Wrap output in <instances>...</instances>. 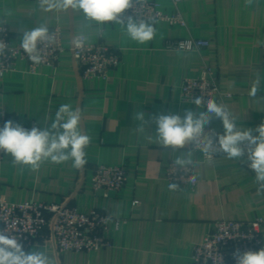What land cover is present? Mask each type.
I'll return each mask as SVG.
<instances>
[{"label": "crops", "instance_id": "1", "mask_svg": "<svg viewBox=\"0 0 264 264\" xmlns=\"http://www.w3.org/2000/svg\"><path fill=\"white\" fill-rule=\"evenodd\" d=\"M153 1L168 14L175 13L171 0ZM50 3L54 0H0V23L6 22L15 35L41 24L49 31L59 26L65 45L81 34L90 44L111 47L122 63L103 82L83 81L69 49L56 69L42 67L36 75L18 62L13 72L0 77V112L9 120H33L43 128L50 126L62 104L79 108L80 129L91 138L84 149V177L104 164L127 165L130 178L118 193H94L78 185L81 169L71 160L45 161L33 170L8 156L0 165V196L7 201L57 202L85 212L98 210L120 221L119 227L110 223L111 246L99 252L60 255L54 243L44 239L24 250L44 251L56 264H191L194 246L214 222L264 219V193L257 191L255 172L226 155L201 162L191 143L176 150L164 148L156 140L153 122L159 114L206 110L181 103L179 90L184 79L199 76L205 58L216 69L221 88L233 95L229 109L236 126L258 135L256 129L264 124V0H182L179 11L186 28L160 22L154 25V38L144 44L128 38L121 25H100L85 19L81 10ZM190 38L209 41V49L197 53L165 48L167 40ZM258 80L253 97L250 90ZM140 111L146 125L136 119ZM208 126L224 132L215 116ZM189 151L196 189L169 190L166 167Z\"/></svg>", "mask_w": 264, "mask_h": 264}, {"label": "built area", "instance_id": "2", "mask_svg": "<svg viewBox=\"0 0 264 264\" xmlns=\"http://www.w3.org/2000/svg\"><path fill=\"white\" fill-rule=\"evenodd\" d=\"M175 9L174 14H168L157 1L134 0L132 8L125 10L122 15L142 18L153 25L166 22L170 27L186 28V22L179 11L182 0H171ZM105 26L120 25L115 22H105ZM54 42H44L40 48L41 62L33 63L28 55L20 48L22 35L11 32L6 22L0 23V42L5 45V53L0 56V77L13 72L18 62H24L31 75H36L42 67L56 69L59 65L61 55L69 49L80 77L83 81L101 80L107 82L110 73L120 67L122 60L119 54L105 44H90L83 35H74L70 45H65L62 31L59 26L49 31ZM74 41H82L77 46ZM183 45V46H182ZM210 47V42L203 39L190 38L185 40H167L165 48L176 52L203 53ZM264 65V47H263ZM197 77H188L180 84V101L183 104L196 105L194 99L202 97L204 101L214 99L218 104H223L230 112L229 105L233 95L221 88L218 74L208 60L203 58ZM205 108L202 103L199 105ZM0 127L8 121V115L1 111ZM21 124L26 129L33 126L39 127L36 121L12 120ZM215 132L220 134L214 126H206L204 135ZM191 151L195 153L201 162H212L218 157L226 155L216 150L211 155H206L194 143H191ZM10 154L0 152V165ZM236 163L243 164L248 170L247 151L240 158H233ZM130 169L127 165H104L97 164L91 171L89 177H84L83 184L94 193L104 191L106 193L120 192L130 178ZM166 179L169 184L175 183L177 189H189L194 191L198 185L191 182L190 177L195 175V165L181 168L171 162L165 170ZM53 231H52V222ZM110 223L119 227L120 221L113 220L98 210L88 212L61 205L57 202L42 203L30 199L23 203H12L0 196V230L13 236L24 249H31L39 241L44 239L54 241L57 254L66 252L89 253L99 252L111 246L109 233ZM264 219H257L249 223L220 220L214 222L203 241L193 248L190 258L191 264H236L234 252L237 250L259 251L263 246Z\"/></svg>", "mask_w": 264, "mask_h": 264}, {"label": "clouds", "instance_id": "3", "mask_svg": "<svg viewBox=\"0 0 264 264\" xmlns=\"http://www.w3.org/2000/svg\"><path fill=\"white\" fill-rule=\"evenodd\" d=\"M134 0H54L49 7L62 9L81 10L85 19L95 21L97 24L115 22L120 24L125 35L132 41L144 44L151 41L156 33L153 23L142 18L122 15L125 10L132 8ZM54 42L49 28L45 24L28 30H22L20 48L36 64L41 62L40 44ZM77 46L82 41H74ZM183 46V45H182ZM5 53V45L0 42V56ZM259 88V80L250 90V95L255 97ZM199 106L202 103L205 111L193 112L188 110L183 116L178 114H159L153 117L157 125L155 137L164 148L173 150L183 148L188 143H194L206 155H211L219 150L230 159L240 158L247 151L249 168L255 172V181L258 184V193H264V124H261L253 135L252 130H240L229 110L218 104L214 99L203 100L202 97L194 99ZM2 115V113H0ZM213 116L222 121L224 132H215L204 135L206 126L210 125ZM136 119L146 125L145 114L140 111ZM81 110H73L70 105L62 104L56 111L55 118L50 126L26 129L21 124L12 120L5 121L0 127V152L10 154L14 163L30 166L36 170L41 163L50 161L61 164L71 160L72 166L81 169L87 160L84 149L90 143V136L80 129ZM141 132L144 128L139 129ZM192 153L175 159L174 163L181 168L193 164ZM191 182L196 181V176L190 177ZM169 190H176L178 185L169 184ZM236 264H264V248L259 251L237 250L234 252ZM0 264H56L55 259L44 251H25L23 244L16 238L0 230Z\"/></svg>", "mask_w": 264, "mask_h": 264}, {"label": "water", "instance_id": "4", "mask_svg": "<svg viewBox=\"0 0 264 264\" xmlns=\"http://www.w3.org/2000/svg\"><path fill=\"white\" fill-rule=\"evenodd\" d=\"M83 180H84V173H83V167H82V168H81V179H80V181H79V183H78L79 186H81V185L83 184ZM53 223H54V221L52 222V231H53ZM51 242L54 243L53 240H52Z\"/></svg>", "mask_w": 264, "mask_h": 264}]
</instances>
